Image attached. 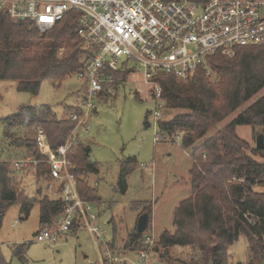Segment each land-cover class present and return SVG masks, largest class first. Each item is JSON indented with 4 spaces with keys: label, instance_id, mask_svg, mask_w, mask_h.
Masks as SVG:
<instances>
[{
    "label": "trees",
    "instance_id": "16d2710c",
    "mask_svg": "<svg viewBox=\"0 0 264 264\" xmlns=\"http://www.w3.org/2000/svg\"><path fill=\"white\" fill-rule=\"evenodd\" d=\"M78 17L77 12H68L51 30L41 33L29 22L14 21L0 10V81L15 82L18 92L35 96L41 82L59 87L76 75L92 54L76 33ZM207 64L210 76L204 69L187 80L167 74L156 76L164 108L182 111L167 121L159 120L157 136L179 137L181 147L191 149L192 167L191 194L174 211L175 230L161 234L153 251L160 246L167 254L172 247H189L193 254L181 264H232L228 262L227 249L243 234L247 240V264H258L264 260V150L250 149L236 129L258 127L264 141V95L205 137L264 88V45L236 48L232 57L217 53L207 58ZM134 95L140 99L139 94ZM99 100L109 99L103 94ZM72 111L82 114L76 107ZM2 121L3 141H11L13 149H20L16 156L37 161L23 169H31L36 181L48 173L35 146L36 129L44 131L49 145L56 150L65 144L77 125L67 118L58 119L48 105L21 106ZM144 125L148 126L146 121ZM12 128L16 132L12 133ZM20 132L23 136L15 135ZM198 142L201 143L197 145ZM89 153L88 146L77 142L67 158L74 165L81 200L98 204L100 198L87 182L88 174L98 172L97 165L89 161ZM256 155L259 161L254 158ZM14 160H0V218L18 204L21 219H27L36 204L39 223H51L61 212L60 204L40 196L41 190L37 198L25 196L21 180H14L11 173ZM136 167L135 159L122 163L121 188ZM254 185L263 190H256ZM144 212L150 215V208ZM77 229L75 223L72 231ZM142 239L143 234L133 230L123 250L136 251ZM24 248H16L14 255L22 259ZM0 264H6L1 256Z\"/></svg>",
    "mask_w": 264,
    "mask_h": 264
},
{
    "label": "rangeland",
    "instance_id": "374dc122",
    "mask_svg": "<svg viewBox=\"0 0 264 264\" xmlns=\"http://www.w3.org/2000/svg\"><path fill=\"white\" fill-rule=\"evenodd\" d=\"M136 89H141L140 99L135 98ZM84 92L83 83L75 75L63 81L59 87L48 81L41 82L35 96L18 92L15 82L0 81V160L21 158L16 156L20 149H13L11 141H3V118L21 106L39 105L50 106L58 119L67 118ZM263 95L264 88L205 138L231 122ZM155 105L148 88L139 80L135 82L131 79L118 89L113 99L97 101L95 112L90 114L85 126L75 131L83 145L89 147V161L95 163L98 170L87 176L88 184L100 198V203L90 204V212L97 218L95 225L100 228L102 242L109 243L116 258H123L119 264H141L137 255L140 244L136 251L123 248L127 236L136 229L137 220L146 208H150L151 213L143 235L153 234L156 243L164 232H174V211L191 194V149H183L179 137H162L155 141L157 124L152 117ZM181 112L164 108L161 120L167 121ZM11 131L16 132L15 128ZM236 132L250 149H256V138L261 135L258 127H237ZM15 135L23 136V133ZM254 158L260 160L259 155ZM128 159H135L137 167L125 179V187L121 188L120 167ZM11 173L14 180H21L22 190L28 198H37L38 190H41L40 196L44 194V181H36L29 168L20 176L14 174L13 168ZM254 188L263 190L256 185ZM21 218L18 204L7 209L0 218V256L6 264H99L102 245H96L86 229L80 227L73 230L74 233H68L56 243H38L35 240L39 227L38 206L35 204L32 207L27 219ZM20 246H25L22 259L14 255ZM166 252L158 246L157 251L149 255V264H181L193 254L189 247H172ZM227 256L229 263L247 264V240L243 234L228 247ZM258 264H264V260Z\"/></svg>",
    "mask_w": 264,
    "mask_h": 264
},
{
    "label": "built area",
    "instance_id": "2783aa9c",
    "mask_svg": "<svg viewBox=\"0 0 264 264\" xmlns=\"http://www.w3.org/2000/svg\"><path fill=\"white\" fill-rule=\"evenodd\" d=\"M0 10L14 21L29 22L39 32L51 30L68 12H77L76 33L92 54L75 75L85 92L67 119L77 125L64 145L53 150L41 128L36 129L35 146L47 165V196L58 201L60 214L43 224L35 236L38 243H56L72 232L75 223L102 245L99 264L120 263L103 243L96 216L90 204L81 200L74 165L67 154L78 142L76 128L84 127L96 102L103 94L108 99L131 79L148 88L155 102L154 123L161 120L164 101L156 81L158 74L187 80L199 69L211 75L207 58L217 53L232 57L235 49L264 45V0H0ZM135 93L141 94V89ZM160 137H155V141ZM37 161L14 160V174H20ZM137 255L141 264H149L155 237L143 235Z\"/></svg>",
    "mask_w": 264,
    "mask_h": 264
},
{
    "label": "water",
    "instance_id": "95a60500",
    "mask_svg": "<svg viewBox=\"0 0 264 264\" xmlns=\"http://www.w3.org/2000/svg\"><path fill=\"white\" fill-rule=\"evenodd\" d=\"M256 149L257 150H264V141H263V137L261 135H259L256 138ZM148 220H149V216L148 213H143L142 215L139 216L138 220H137V224H136V231L139 234H144L146 229H147V225H148Z\"/></svg>",
    "mask_w": 264,
    "mask_h": 264
},
{
    "label": "crops",
    "instance_id": "0c3cea01",
    "mask_svg": "<svg viewBox=\"0 0 264 264\" xmlns=\"http://www.w3.org/2000/svg\"><path fill=\"white\" fill-rule=\"evenodd\" d=\"M95 112V111H94ZM93 112V113H94ZM77 135V134H76ZM77 137H78V135H77ZM78 142H81L80 140H79V137H78ZM82 143V142H81ZM31 170V169H30ZM24 172V171H23ZM23 172H21L20 174H17L18 176H20V175H22L23 174ZM22 177V176H21ZM20 177V178H21ZM43 184V183H42ZM44 185H45V182H44ZM45 194V195H44ZM44 194L42 195V196H47V194H46V192H44ZM48 197V196H47ZM41 224L39 223V227H38V231L37 232H39L40 231V229H41ZM76 232V231H75ZM72 233H74V232H72Z\"/></svg>",
    "mask_w": 264,
    "mask_h": 264
}]
</instances>
